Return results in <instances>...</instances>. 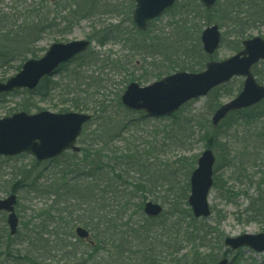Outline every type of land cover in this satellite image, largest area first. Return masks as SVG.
Listing matches in <instances>:
<instances>
[{"label":"trees","instance_id":"trees-1","mask_svg":"<svg viewBox=\"0 0 264 264\" xmlns=\"http://www.w3.org/2000/svg\"><path fill=\"white\" fill-rule=\"evenodd\" d=\"M261 1L218 0L212 8L219 11L220 26H227L229 32L238 37L234 50L242 48L241 40L246 38L250 29L264 23V3L261 4ZM77 2L79 8L74 10L75 18L68 19L69 25H75L80 19L98 16L92 13L97 0ZM22 5L20 18L23 24L19 25H38V13L34 16L32 1L25 0ZM177 6L178 14L170 19L168 36L150 35L149 28L140 31L133 25V35H140L141 38L126 37L123 40L128 51L126 60L110 58L90 47L72 60L78 59L77 65L67 69L60 81L45 77L35 91L26 90L29 94L42 96H54L53 93L59 91L63 103L67 101L75 110L90 111L92 119L79 139V153L65 152L48 161L63 160L58 165L46 166L35 177L30 179V174L26 176V182L13 183L3 189L8 193L23 190L32 197L26 195L30 204L23 208V214L20 210L22 215L18 213L20 224L17 233L11 235L5 224L0 234V264H190L202 261L195 246L205 240L206 232L202 233L203 230L198 227H183L180 222L181 215L185 218L192 216L191 213L171 211V223H168L149 218L143 211L150 193H161L163 198L167 196L164 203L180 204L176 198H182L187 204L189 179L198 155L181 156L173 164L172 161H163L161 157L193 145V127L196 129L198 125L195 119L183 114L188 104L172 116L163 118L167 123L146 129L143 126L151 124L149 117L127 109L121 102V90L116 93L115 99H111L105 85L107 81L101 72L111 64L114 70L126 74L129 65H137L138 61L133 59L137 55L142 58L139 61L152 57L157 60L160 55L166 60L161 65L163 69H158L160 73L147 81L160 79L177 70L197 72L204 69L206 63L214 58L202 48L200 34L207 25L202 24L200 19L205 20L206 13L211 9L204 8L200 0L179 1L172 8ZM23 31L17 32V37L12 39L13 45L17 46L12 48L13 52L17 49L21 51L30 42L29 32L25 34ZM97 32L89 39L100 47L114 39L122 42L118 37V25H110ZM144 34L148 36L143 37ZM128 43L131 48L127 46ZM32 55L37 57L36 53ZM22 59L24 62L26 55ZM146 64L149 66V62ZM260 64H264V61ZM154 69L157 72V67ZM161 70H164L162 74ZM253 70L258 81L264 80V71L259 64ZM129 76L128 81L135 79ZM20 104L22 110L28 112L33 106L28 97ZM263 105L264 101L228 115L236 116L232 127L244 125V130L240 132V127L234 129L231 133L233 137L226 143V158L234 172L256 185L255 195H248L247 210L262 224ZM67 110L63 108L59 111ZM207 146H214L212 137L208 138ZM186 161L189 164L186 177L183 183H179L178 172ZM214 181L217 187L216 176ZM179 191L181 193L178 195ZM35 199H40V204L33 206ZM166 212L164 210L159 217ZM77 226L88 229V240L77 237ZM184 241L194 244L191 254H182L181 244Z\"/></svg>","mask_w":264,"mask_h":264},{"label":"rangeland","instance_id":"rangeland-1","mask_svg":"<svg viewBox=\"0 0 264 264\" xmlns=\"http://www.w3.org/2000/svg\"><path fill=\"white\" fill-rule=\"evenodd\" d=\"M23 1L25 0H0V80L15 75L21 69L24 55H26V59L31 58L33 56L32 53H36L37 57H39L45 53L53 42H69L90 38L92 35L97 34V31L103 30L110 25H118V37L122 42H118L114 39L108 44H105V46L100 47L93 41L91 46L92 49L100 50L110 58L117 59L118 57L120 61L126 60L128 51L124 47L123 40L126 37H129V39L130 37L136 39L141 38L140 35H133L135 31L132 13L135 2L132 0H97V4L94 6L95 9H92V13L98 16L80 19L76 21L77 23L75 25H69L68 19L73 20L75 18L74 10L79 8L77 7V0H26L28 2L32 1V5L35 6L34 16L38 13V25H19L22 23L20 15L23 11V9H21ZM182 1L190 0H180V2ZM260 3L263 4L264 0ZM72 4H74V6H71ZM177 10L178 6L169 9L161 17L153 21L149 27L150 35L164 34L168 36L171 27L170 19H173L178 14L176 12ZM8 19L9 21H7ZM200 21L202 24L205 23V25H212L217 22L221 25L219 11L216 12L215 9L209 10L206 13L205 20L200 19ZM15 22H17L16 25ZM11 29L12 31L9 33ZM23 29L25 30L23 33L28 34L29 32L30 39H28L30 42L21 50L22 52L19 51V49L13 52L12 48H16L17 46L13 45L12 39L16 38V33L22 32ZM220 29L222 32V43L213 56V58L217 60L226 59L237 52L234 48L237 46L238 37H236L234 33L229 32L230 29L227 26H220ZM144 36H148V34H144L143 37ZM253 36L264 37V23H258V25L250 29L246 38ZM127 46L131 48L130 43H128ZM19 53L22 55H19ZM139 58L142 59L138 55L133 57L138 63L135 66L129 65L126 74L120 73L117 69L114 70L111 64L105 66L107 69L101 70L103 78L107 81L105 85L107 86V91L111 93V99H115L116 93L120 92V90L122 94L126 86L132 82L127 80L130 78L129 75L135 78L133 81L146 85L155 80L147 81V79H151L153 75L160 73L158 69H163L161 65H164L166 62L161 55L157 56V60L152 57L144 61H139ZM3 61L6 62L3 64ZM146 62H149V66H147ZM153 62L154 65H152ZM77 63L78 59L62 66L60 70L53 74L52 79L60 81L65 75L64 72L67 69L74 68ZM155 67H157V72L156 69H154ZM259 68L264 71V64H259ZM163 71L164 70H161V74ZM243 81L244 79L242 77H235L231 82L217 87L216 90L209 95L194 99L188 103L183 114L195 119L198 125L196 129L193 127V145L189 149L171 151L165 155L166 157H161L163 161H172L171 164L175 163L181 156H193L197 154L199 157L203 150L208 148V138H213L214 146L212 148L217 155V162L214 167L216 168L214 176H216L217 179V187H213L209 197L212 215L208 218L196 219L193 216L190 206L188 203L185 204L182 198H176V200H179L177 202L180 204H177L175 202L176 200H174L176 204H170V202H163L168 198H166L167 196L163 198L161 193H158V195L150 193L148 195L149 198L147 200L160 203L165 207V210H167L166 213L158 218V221L164 220L171 223V211L175 213H191L192 216L188 215L185 218H182V215L180 216L182 220L180 222L183 224L182 226L198 227L203 230L202 233L206 232L205 240L195 246L198 248L197 253H200L199 255H201L202 261L198 260L196 262H190V264H214L216 261L223 258H227L229 264H264V251L258 252L247 246L233 250L226 246L224 242L226 237H236L245 233L258 234L264 232V224L247 210L248 195H255L256 185H254V182L251 183L250 180L246 179L242 174L234 172L233 166L226 158L228 151L226 143L233 137L231 134L232 131L240 127L236 125L232 127L236 120V116L227 117L217 128H214L211 122L214 110L232 99L240 91ZM259 82L264 83V80ZM53 95L54 96H42L37 93L29 94L25 89L2 94L0 95V118L12 115L16 112L26 111L22 110L20 103L25 101L27 97L33 104L29 113H36L41 110H48L56 113L66 112L59 111L63 108L69 109L67 111L82 112L71 108L67 101L63 103L62 95L59 91L53 93ZM89 113L91 112L89 111ZM149 119L151 120V124L143 126L146 129H151L153 125H163L167 123V120L163 118H159L158 120ZM243 128L244 125H241L239 128L240 132L244 130ZM62 161L63 160L60 161V159H58V161L53 163H48V161L39 162L34 155L28 153L16 156H0V198H4L9 194L3 190L7 188V186L13 183L26 182L28 179L26 176L29 174L31 175L29 177L31 179L46 166L53 167ZM188 167L189 164L187 161L184 165L180 166L177 179L179 183L184 182ZM253 180L255 181L256 178ZM16 193L19 202L17 205V212L22 215V210L30 204L28 199L32 197V195H28V193L23 190ZM180 193L179 191L178 195ZM26 195H28L29 198H26ZM33 203V206H36L37 203L40 204V199H35ZM6 218L7 214L5 212H0V234L3 233L2 230L5 227ZM193 245L192 243L184 241L181 244L182 254H191L194 250Z\"/></svg>","mask_w":264,"mask_h":264},{"label":"water","instance_id":"water-1","mask_svg":"<svg viewBox=\"0 0 264 264\" xmlns=\"http://www.w3.org/2000/svg\"><path fill=\"white\" fill-rule=\"evenodd\" d=\"M135 1L137 5L133 20L140 30H146L150 20L160 16L178 0ZM201 2L205 7L211 8L217 0ZM201 41L204 51L214 54L221 43L219 26L214 24L206 27L201 34ZM242 44L241 51L227 59L208 62L203 71H178L146 86L132 82L122 94V102L129 109L145 111L148 116H170L187 102L206 96L213 88L229 82L233 77H244L240 93L221 105L213 114L212 123L217 126L230 112L251 107L264 100V85L256 81L252 71L254 65L264 60V38L255 36L244 40ZM89 45L90 41L87 39L51 44L42 57L28 59L19 72L6 81H0V94L20 88L36 89L42 78L52 75L61 63L87 50ZM90 120V114L74 111L55 113L42 110L34 114L21 111L4 116L0 118V156L29 153L39 161H44L67 150L79 152L78 138L84 125ZM215 160L212 149L204 150L191 175L188 202L197 218L211 215L209 194L213 187ZM16 204L17 195L14 193L0 198V211L9 213L7 223L12 235L17 232L19 225ZM144 211L155 217L161 214L163 207L148 201ZM76 234L83 239L89 238V231L83 227H78ZM225 243L232 249L249 246L256 251H264V233L227 237ZM228 263V259H222L215 264Z\"/></svg>","mask_w":264,"mask_h":264}]
</instances>
